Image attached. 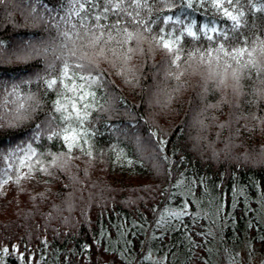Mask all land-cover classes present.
I'll return each instance as SVG.
<instances>
[{
	"label": "trees",
	"instance_id": "1",
	"mask_svg": "<svg viewBox=\"0 0 264 264\" xmlns=\"http://www.w3.org/2000/svg\"><path fill=\"white\" fill-rule=\"evenodd\" d=\"M33 2L0 5V40L12 48L32 42L47 50L28 65L0 67L6 88L34 78L46 63L62 67L56 56L69 64L91 62L108 83L89 89L79 82L95 92L88 119L96 134L84 151L73 147L69 154L63 139H47L49 132L32 144L36 155L23 165L19 154L8 153L30 141L33 125L54 111L51 102L58 97L37 83L21 84L19 99L0 92V123L18 125L0 132L7 157L0 160V264H216L212 258L245 245L249 255L263 254L264 72L257 69L264 68V12L256 11L261 5L251 0L244 6L243 30L257 35L251 55L201 59L207 41H185L187 51L172 64L148 33L138 42L123 43L121 35V43L92 46L76 35L85 29L67 0H43L54 11L37 3L33 12ZM150 7L141 18L155 14L157 7ZM163 11L180 14L178 6ZM193 15L198 22L211 18L206 10ZM91 23L83 20L85 27ZM233 73L240 77L236 91ZM33 93L40 107L24 119L29 112L19 105L27 109ZM159 139L167 143L158 148ZM117 155L130 167L116 164Z\"/></svg>",
	"mask_w": 264,
	"mask_h": 264
},
{
	"label": "snow or ice",
	"instance_id": "2",
	"mask_svg": "<svg viewBox=\"0 0 264 264\" xmlns=\"http://www.w3.org/2000/svg\"><path fill=\"white\" fill-rule=\"evenodd\" d=\"M24 2L27 3V0ZM250 2L251 0H143V2L142 0H67V3L72 6L74 14L80 18V27L85 29L83 35L79 32L76 34L81 40L88 38L92 46L111 41L121 43L117 40V36L122 35L123 43L138 42L144 33H148L170 56L172 64H176L181 59V52L187 51L184 47L185 41L189 43L207 41L201 59L204 58L205 54L211 57L213 53H216V59H219V54L223 53L224 56H229L233 60H237V57L243 56L245 53L251 55L248 48L250 45L256 44L257 35L256 33L247 34L244 32L243 29L247 26L246 20L242 24L245 17L244 6ZM7 3H12V0H0V5ZM37 3L48 11H54V9H48L43 0H34L33 12L36 10L35 4ZM256 3L261 5L256 11L264 12V0H256ZM125 5L132 7L133 11H128V7ZM150 5H155L157 11L154 15H148L147 20H145L141 18L142 10L147 9L148 12H151ZM173 6L179 7L180 14L168 15L163 11L165 7L171 11ZM95 8L100 9V11L93 13L92 10ZM202 10H206L211 15L207 22H198L193 15ZM247 11H251V8H248ZM90 13L92 14L89 15ZM112 17L115 19L113 20ZM84 19H89L92 22L91 25L85 27ZM102 20L109 21V23H100ZM218 21L230 22V24L226 28L224 24H219ZM153 25L156 26L155 29L152 27ZM72 27L75 28L76 25L73 24ZM129 28L133 30L129 31ZM261 31L264 32V29ZM61 35L66 39L69 38L68 32H62ZM188 38H191L190 41ZM260 42L264 44V38H261ZM9 48L11 50L5 55ZM199 50L197 44L193 51ZM252 50L255 51V47ZM46 51V49H42L32 42H20L12 48L5 41L0 40V67L5 64L10 65L13 62L28 65L33 59L45 56ZM101 52H103L102 48ZM72 54L75 56V52ZM191 55L192 53H189V58ZM55 59L61 62L62 67L57 68L55 63H46L42 73L37 72L34 74V78L13 83L10 91L6 88L7 82L0 80V92H6L9 97L19 99L21 84L29 83H37L38 89L43 87L45 94L50 90L54 91L58 97L57 100L51 102L54 111L46 113V118L42 123L33 125L30 141H21L15 149L8 153V156L19 154L22 157L19 160L21 165L36 155V149L32 147V144L36 143L42 134L50 132L51 135H47L48 140L63 139L69 154L73 147H80L81 151H84L82 144H87L90 136L96 134L95 131L90 132L92 121L88 119V109L91 106V100L87 99L91 97L94 100L95 92L85 91L79 82L87 84L89 89H91L92 84H96L97 87H104L108 83L105 81L104 71L91 62L69 64L62 56H56ZM251 66L255 68V62ZM257 71L264 72V68L257 69ZM233 78L237 81L234 87V91H236L239 88L240 77L233 73ZM220 83L224 84V81L221 80ZM69 91L76 93V95L70 98L68 96ZM28 99L34 103H30L27 109H25L24 103L19 105L20 109L29 112V115L23 117L24 119H30L31 112L40 107V102L36 100L35 93L29 95ZM112 99H118V97ZM7 102L15 103V100ZM220 127L223 128L225 125H220ZM17 128L18 125L11 122L0 123V132L5 129L15 130ZM151 137H156V133L152 132ZM166 143L167 141L163 139L156 141L158 148ZM160 150L163 151L162 148ZM86 154L91 155L90 152ZM5 158L7 157L4 151L0 150V160ZM9 167L12 166L9 165ZM4 174H7L6 169ZM4 251L7 252V249Z\"/></svg>",
	"mask_w": 264,
	"mask_h": 264
},
{
	"label": "rangeland",
	"instance_id": "3",
	"mask_svg": "<svg viewBox=\"0 0 264 264\" xmlns=\"http://www.w3.org/2000/svg\"><path fill=\"white\" fill-rule=\"evenodd\" d=\"M87 99H91L88 97ZM79 106V105H78ZM65 143V142H64ZM84 147L85 144H82ZM80 148V147H79ZM116 164H118L121 167L128 168L130 167L131 162L122 155L115 156ZM222 257H214L212 258L215 260L216 264H264V253L263 254H248L247 252V246H240L233 252V254H228L223 252ZM152 259V257H149Z\"/></svg>",
	"mask_w": 264,
	"mask_h": 264
}]
</instances>
